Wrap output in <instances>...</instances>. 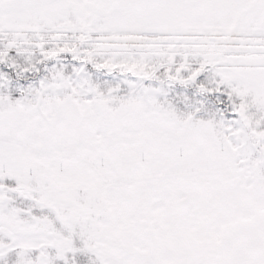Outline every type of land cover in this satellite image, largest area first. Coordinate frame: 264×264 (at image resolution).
Returning a JSON list of instances; mask_svg holds the SVG:
<instances>
[{
	"label": "snow or ice",
	"instance_id": "6c2138e0",
	"mask_svg": "<svg viewBox=\"0 0 264 264\" xmlns=\"http://www.w3.org/2000/svg\"><path fill=\"white\" fill-rule=\"evenodd\" d=\"M0 264H264V0H0Z\"/></svg>",
	"mask_w": 264,
	"mask_h": 264
}]
</instances>
